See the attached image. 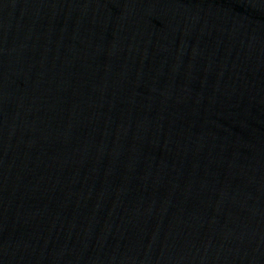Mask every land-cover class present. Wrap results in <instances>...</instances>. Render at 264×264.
Segmentation results:
<instances>
[{
	"label": "water",
	"instance_id": "1",
	"mask_svg": "<svg viewBox=\"0 0 264 264\" xmlns=\"http://www.w3.org/2000/svg\"><path fill=\"white\" fill-rule=\"evenodd\" d=\"M0 264H264V0H0Z\"/></svg>",
	"mask_w": 264,
	"mask_h": 264
}]
</instances>
